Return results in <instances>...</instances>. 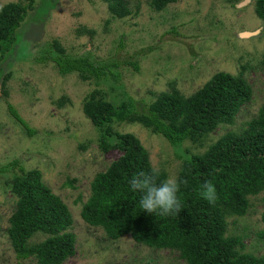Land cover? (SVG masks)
Masks as SVG:
<instances>
[{"label": "rangeland", "instance_id": "1", "mask_svg": "<svg viewBox=\"0 0 264 264\" xmlns=\"http://www.w3.org/2000/svg\"><path fill=\"white\" fill-rule=\"evenodd\" d=\"M23 1L0 0V9ZM125 1L131 14L120 19L103 0H36L18 30V54L2 65L0 167L18 160L24 169L40 171L45 185L67 205L73 219L69 232L76 243L75 255L63 264H185L176 253L138 245L130 236L111 241L82 220L94 176L121 156L118 150H101L99 135L83 113L94 90L108 101L127 96L149 105L171 86L188 97L218 72L246 79L250 101L231 125L219 126L201 146H171L138 124L115 126L118 133L140 141L154 170L175 178L187 155L202 154L227 132L238 134L264 104V23L255 12L257 0H176L161 11L152 9L150 0ZM243 33L253 36L240 37ZM53 43L70 56L89 52L93 61L106 66V76L96 85L94 79L81 81L76 73L59 75L52 62H36ZM7 103L35 131L33 136L10 116ZM9 177H0V264H35L16 259L7 237L16 203L5 184ZM263 209L260 193L249 198L246 215L227 218L226 236H242L245 251L256 256L264 253V237L258 236L264 233Z\"/></svg>", "mask_w": 264, "mask_h": 264}, {"label": "trees", "instance_id": "2", "mask_svg": "<svg viewBox=\"0 0 264 264\" xmlns=\"http://www.w3.org/2000/svg\"><path fill=\"white\" fill-rule=\"evenodd\" d=\"M35 1L24 0L23 4L12 3L0 9V76L7 58L18 54V30ZM103 1L115 18L131 14L125 0ZM175 2L150 0L149 5L161 11ZM255 12L264 23V0H257ZM34 60L52 62L59 75L76 73L81 81L94 79L96 85L106 76V66L93 61L89 52L70 56L57 43L48 44ZM133 67L137 70L136 65ZM110 76L112 79L117 75L110 72ZM6 80L7 75L3 84ZM251 96V86L243 76L223 72L214 74L188 97L171 86L169 92L158 94L149 105L138 104L127 96L122 101H108L94 90L83 104V113L99 135L101 150H118L121 156L94 176L90 196L80 213L84 223L100 228L111 241L130 236L138 245L176 253L185 264H264V253L256 256L245 251L242 236H226L227 218L246 215L249 198L264 193V104L238 134L227 132L202 154L183 159L177 175L181 212L173 216L142 211L140 193L130 189L129 180L144 171L154 175L159 184L167 174L152 168L147 150L135 136L115 130L122 124H138L171 146L185 142L201 146L219 126L231 125ZM7 110L28 136L35 134L10 103ZM2 176H10L5 184L16 198L6 229L16 259L63 264L74 256L75 235L69 232L72 215L61 198L45 185L41 172L26 170L15 160L0 167ZM205 181L215 186V203L202 196ZM261 222L264 223V209ZM258 236L263 238L264 233L260 231ZM41 237L42 241L32 242Z\"/></svg>", "mask_w": 264, "mask_h": 264}, {"label": "clouds", "instance_id": "3", "mask_svg": "<svg viewBox=\"0 0 264 264\" xmlns=\"http://www.w3.org/2000/svg\"><path fill=\"white\" fill-rule=\"evenodd\" d=\"M130 189L140 193V208L142 211L158 216H173L181 212V202L178 198L180 182L169 176L159 184L154 175L141 171L129 180ZM202 196L209 203L217 199L216 189L211 181L202 184Z\"/></svg>", "mask_w": 264, "mask_h": 264}, {"label": "water", "instance_id": "4", "mask_svg": "<svg viewBox=\"0 0 264 264\" xmlns=\"http://www.w3.org/2000/svg\"><path fill=\"white\" fill-rule=\"evenodd\" d=\"M253 35L249 34V33H243L242 35H240V37H243V38H248V37H251Z\"/></svg>", "mask_w": 264, "mask_h": 264}]
</instances>
